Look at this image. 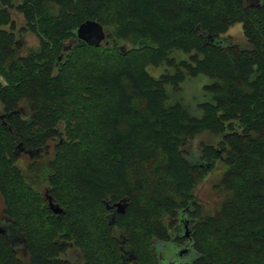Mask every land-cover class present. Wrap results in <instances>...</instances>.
Wrapping results in <instances>:
<instances>
[{"label": "trees", "instance_id": "1", "mask_svg": "<svg viewBox=\"0 0 264 264\" xmlns=\"http://www.w3.org/2000/svg\"><path fill=\"white\" fill-rule=\"evenodd\" d=\"M0 194V264H264V0H0Z\"/></svg>", "mask_w": 264, "mask_h": 264}, {"label": "rangeland", "instance_id": "2", "mask_svg": "<svg viewBox=\"0 0 264 264\" xmlns=\"http://www.w3.org/2000/svg\"><path fill=\"white\" fill-rule=\"evenodd\" d=\"M15 19L17 20L18 24L22 25L23 24V18L22 16L15 15ZM229 35L233 37V41L238 43L241 47H247L245 37L242 32V26L241 25H236L234 28L231 29L229 32ZM24 43H25V48L26 51L30 50L32 48H35L38 46V39L33 35V34H27L24 36ZM192 87V86H191ZM195 88V86H194ZM196 92H199V89L196 90ZM188 102L190 101V96L187 97ZM192 161H197V157H194ZM225 172V166L222 163H219L215 169L207 175V177L201 181L198 186H197V197L198 201L203 204L204 209L206 212H214L217 208L220 207L223 196L221 192H218L215 189V186L221 182L223 174ZM3 208V198L0 194V211ZM159 247V251L161 254L162 248H160L161 245L159 243L157 244ZM168 250H166V262L170 260H175L177 264L181 263V259L178 255V251L175 250V245L174 247L172 244L168 246ZM197 253L194 251L192 254L189 256V258H185L184 262L190 263L193 260L197 258Z\"/></svg>", "mask_w": 264, "mask_h": 264}, {"label": "flooded vegetation", "instance_id": "3", "mask_svg": "<svg viewBox=\"0 0 264 264\" xmlns=\"http://www.w3.org/2000/svg\"><path fill=\"white\" fill-rule=\"evenodd\" d=\"M192 218L187 214H184L180 217L178 224L173 230L174 239L168 243L159 242L160 248H162L161 254L159 251V259L160 264H177L175 260H170L166 262V250H168V246L172 244L175 250L178 251V255L182 260L180 264H188L184 262L185 258H189V256L194 252L193 243H192V228L193 222ZM184 237V238H183ZM183 238V239H182ZM182 239V240H181ZM159 250V247H158Z\"/></svg>", "mask_w": 264, "mask_h": 264}, {"label": "water", "instance_id": "4", "mask_svg": "<svg viewBox=\"0 0 264 264\" xmlns=\"http://www.w3.org/2000/svg\"><path fill=\"white\" fill-rule=\"evenodd\" d=\"M78 39L83 40L89 44H97L99 45L102 41L106 39V33L104 31L103 26L98 23L97 21H87L83 23L77 32ZM49 204L51 209L56 214L62 213L63 209L60 208L58 204H55L52 200V198H48ZM107 209L116 208L117 213L119 214H125L126 210L128 208V200L124 199L114 205H108L106 204ZM116 214H113L114 220H115ZM114 222V221H113ZM0 232L2 233V229H0Z\"/></svg>", "mask_w": 264, "mask_h": 264}]
</instances>
